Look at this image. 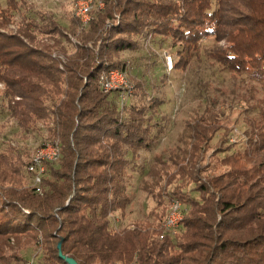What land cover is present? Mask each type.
Segmentation results:
<instances>
[{"label": "trees", "instance_id": "16d2710c", "mask_svg": "<svg viewBox=\"0 0 264 264\" xmlns=\"http://www.w3.org/2000/svg\"><path fill=\"white\" fill-rule=\"evenodd\" d=\"M104 2L86 28L73 12L62 23L26 0L0 5V116L16 123L0 139V264L30 242L40 245L34 264H69L61 254L79 264H264V0ZM208 38L211 57L261 88L246 106L252 140L223 146V110L209 101L184 119L176 149L157 152L165 97L134 76L121 101L100 74L125 70L119 54L147 41L167 43L183 67ZM48 141L61 155L36 185L28 166ZM212 146L225 150L213 168L228 167L204 178ZM134 171L155 204L126 221ZM173 199L184 206L176 232L163 225Z\"/></svg>", "mask_w": 264, "mask_h": 264}, {"label": "rangeland", "instance_id": "374dc122", "mask_svg": "<svg viewBox=\"0 0 264 264\" xmlns=\"http://www.w3.org/2000/svg\"><path fill=\"white\" fill-rule=\"evenodd\" d=\"M26 1L33 3L37 8L52 12L62 23L68 21L71 12L76 16L78 0ZM96 1L100 4L97 3L96 8H102V2L105 4L104 0ZM6 3L7 0H0L1 6H5ZM88 25L89 23L83 27L86 28ZM11 27L16 28V24H11ZM69 36L74 38L71 34ZM74 39L77 41L76 38ZM213 44V39L203 40L200 52L194 53L186 66L183 67H168L166 55H171L173 62L175 51L167 43L161 47L157 42L147 41L137 49L124 50L119 54L123 58H127L125 73L128 78V86L133 84L132 77L136 76L146 82L148 89L158 93L160 91L166 99L165 106L171 116L167 122V132L160 139L157 152L176 149L184 119L192 115L195 107L209 101L212 105L223 110V126L228 130L226 133L228 140L223 146H230V151L249 146L252 134L249 132L250 126L247 121L249 110L246 106L251 103L248 101L251 94L261 88L249 80L246 75L231 73L229 69L211 57L209 51ZM157 83L160 84L154 87V84ZM4 87V83L0 82V104ZM128 91L130 92L131 89ZM12 130H16L15 120L10 118L7 110H4L3 116H0V139L7 138L6 135L10 134ZM43 132L45 133V131ZM219 135L218 133L213 143L216 142ZM39 143L33 142L32 138L28 139V144L32 145V149H35ZM214 148L215 146L209 148L205 153V158L200 161V166L208 167L207 171L201 173L204 178L207 173H216L228 167L226 164L221 165L218 169L213 168L215 160L225 152V150H220L216 153L217 150ZM146 155L149 159L152 158V154L147 153ZM141 184V174L134 171L130 184L132 201L128 206L130 212L129 219L126 221L145 216L155 204V199L141 188ZM116 220L122 222L120 215L116 217ZM39 246L33 242L24 245L17 251L19 255L17 258L12 256V251L8 249L6 254L11 256L9 264H34V261L40 256Z\"/></svg>", "mask_w": 264, "mask_h": 264}, {"label": "built area", "instance_id": "2783aa9c", "mask_svg": "<svg viewBox=\"0 0 264 264\" xmlns=\"http://www.w3.org/2000/svg\"><path fill=\"white\" fill-rule=\"evenodd\" d=\"M97 3L96 0H78L75 14L79 18L82 26H86L90 22L92 10L97 6ZM101 5L104 6L103 2ZM166 61L168 67L172 68L173 62L171 55H166ZM99 83L105 92L115 88L121 89L120 100H125L128 78L124 69L116 67L101 72ZM60 148L58 141H48L34 151L32 162L28 166L29 170L33 173V184L38 185L42 181V176L45 172V161H57L60 158ZM38 189L40 190L41 188L38 187ZM183 215L184 209L182 202L179 199H173L168 205L163 225L168 230L176 232L181 225Z\"/></svg>", "mask_w": 264, "mask_h": 264}, {"label": "water", "instance_id": "95a60500", "mask_svg": "<svg viewBox=\"0 0 264 264\" xmlns=\"http://www.w3.org/2000/svg\"><path fill=\"white\" fill-rule=\"evenodd\" d=\"M61 256H62L63 258H65V260H66L69 264H79V262H78L76 259H74L73 257L66 256V255H63V254H61Z\"/></svg>", "mask_w": 264, "mask_h": 264}]
</instances>
